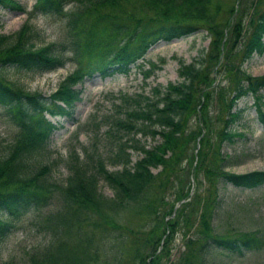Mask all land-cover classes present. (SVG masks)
<instances>
[{"label": "trees", "instance_id": "trees-1", "mask_svg": "<svg viewBox=\"0 0 264 264\" xmlns=\"http://www.w3.org/2000/svg\"><path fill=\"white\" fill-rule=\"evenodd\" d=\"M0 4L24 10L15 0ZM31 10L62 20V35L34 47L27 41L26 23L14 36L0 34V118L15 129L0 152V241L14 228L9 217L39 210L54 199L56 209L43 219L49 239L28 255L29 264H104L100 254L108 239L116 241L115 264L126 262L124 255L129 264H204L212 246L226 256L260 249L261 239L254 234H215L211 221L219 182L240 188L264 184V170H225L229 156L220 152L223 142L242 135L229 128L237 117L231 109L238 98L253 96L264 128V73L253 76L242 68L252 54H264V0H34ZM199 30L208 38L207 47L191 62L179 61L178 81L154 87L152 97L131 98L134 104L122 112L102 117V144L111 147V160L119 169L107 170L94 146L83 155L71 148L63 161L64 180L49 179L55 161L42 163L39 157L57 126L45 113L70 116L80 99L73 86L84 77L126 74L155 42ZM67 62L72 71L48 96L14 85L1 72L12 67L43 73ZM154 67L151 63L144 76ZM216 124L211 140L210 128ZM121 133L131 134V143L122 141ZM134 134L158 140L145 147ZM127 148L140 152L132 163ZM99 177L112 197L98 191ZM178 231L182 249L171 259Z\"/></svg>", "mask_w": 264, "mask_h": 264}, {"label": "rangeland", "instance_id": "rangeland-1", "mask_svg": "<svg viewBox=\"0 0 264 264\" xmlns=\"http://www.w3.org/2000/svg\"><path fill=\"white\" fill-rule=\"evenodd\" d=\"M23 7L24 12L11 10L0 4V34L14 36L23 24L29 26L27 41L34 47L56 42L62 35V20L55 17L32 13L34 0H15ZM71 6V3L69 4ZM208 38L202 30L173 39L168 42L157 41L144 53L141 59L130 66L126 74H112L100 77L98 74L86 77L75 86L79 89L80 99L74 102L71 117H55L59 127L49 136L45 151L42 152V163L55 161L49 179L61 182L67 175L63 164L70 149L80 155L83 151H91L93 146L105 160V168L110 171L119 169L120 165L111 160V147L103 143L102 133L106 124L101 119L106 113H120L128 104H134L131 98L138 96L152 97V88H162L167 82L178 81L177 68L179 61L189 63L200 56L206 49ZM153 63L147 76L143 72ZM67 62L63 67L53 71L35 73L18 70L12 67L2 70L3 76L16 86L26 91H39L43 95L52 92L59 81L73 69ZM245 72L258 76L264 73V54H252L242 64ZM217 83V75L215 77ZM225 80L221 79L220 85ZM264 92L263 90L261 91ZM123 95V96H121ZM126 97L127 101H123ZM132 106V105H129ZM217 105L213 100L210 104L211 113H215ZM264 112V98L261 105ZM231 111L237 117L229 124L231 131L242 133L234 137L231 143L223 142L220 152L229 156L225 170L244 173L253 170H264V128L258 122L253 98L250 95L240 97ZM218 126H220L218 124ZM214 129L210 128L211 140H214ZM6 120L0 118V152L14 134ZM139 145L148 147L158 140L155 136L133 135ZM122 141L127 145L132 135L121 133ZM131 163L140 155L138 150L127 148ZM130 163V164H131ZM202 185H205L202 183ZM98 191L105 197H112L113 191L102 178L97 181ZM218 204L214 210L211 225L215 234L237 236L241 233L254 234L261 239L262 246L258 250L244 252L240 256H225L219 249L210 247L205 254L204 264H264V184L255 188H237L219 182L217 185ZM58 203L53 199L46 207L39 210L30 209L17 217H9L14 224L12 232L0 241V264H29L28 255L35 248L47 243L49 232L43 227V219L53 212ZM182 232L174 234L171 243V259L182 249ZM116 241L108 239L103 242L100 259L104 264H115ZM124 250V249H123ZM121 264H129L125 255Z\"/></svg>", "mask_w": 264, "mask_h": 264}, {"label": "water", "instance_id": "water-1", "mask_svg": "<svg viewBox=\"0 0 264 264\" xmlns=\"http://www.w3.org/2000/svg\"><path fill=\"white\" fill-rule=\"evenodd\" d=\"M193 184V183H192ZM191 189H192V187H191Z\"/></svg>", "mask_w": 264, "mask_h": 264}]
</instances>
